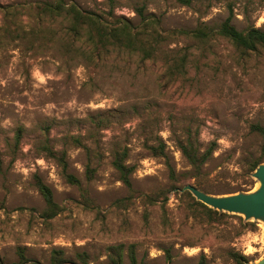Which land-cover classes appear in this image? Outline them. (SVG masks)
Returning a JSON list of instances; mask_svg holds the SVG:
<instances>
[{"label":"rangeland","instance_id":"1","mask_svg":"<svg viewBox=\"0 0 264 264\" xmlns=\"http://www.w3.org/2000/svg\"><path fill=\"white\" fill-rule=\"evenodd\" d=\"M17 1L40 0L0 4ZM70 1L99 13L113 8L115 15L133 21V9L143 5L166 29L201 22L216 26L232 10L237 29L264 30V0H191L188 5L177 0ZM4 18L0 13V24ZM170 47L188 54L187 71L161 87L156 66L141 71L108 60L93 67L65 61L25 40L0 44L3 263L16 261L21 247L36 264H49L51 250L61 247L71 260L74 252L85 251L89 264H111L105 248L121 242L137 243V258L144 264H166L164 248H170L174 264H197L202 254L208 264H232L225 258L231 248L250 261L264 256L263 221L226 212L222 224L199 223L188 215L189 199L172 187L169 177V167L179 180L189 169L179 143L191 139L202 149L215 143L200 177L209 194L251 191L258 185L250 164L260 155L261 136L250 125L264 127V50L245 54L219 36L207 43L178 37ZM73 135H81L88 149L72 145ZM46 143L53 153L44 148ZM160 143L165 156L149 148ZM122 148L126 162L136 167L133 187L161 201L167 194L164 213L160 203L142 197L126 207L114 205L128 194L111 165L112 152ZM62 150L65 166L58 159ZM87 167L93 169L91 178ZM67 174L79 185L70 183ZM35 175L60 207L52 218L42 216L46 205Z\"/></svg>","mask_w":264,"mask_h":264},{"label":"trees","instance_id":"2","mask_svg":"<svg viewBox=\"0 0 264 264\" xmlns=\"http://www.w3.org/2000/svg\"><path fill=\"white\" fill-rule=\"evenodd\" d=\"M181 4H190L191 0H177ZM135 21L123 15H115L113 8L101 13L80 7L70 0H40L37 2L17 1L10 4H0V13L5 20L0 24V44L6 41L25 40L32 46L41 50L51 49L60 55L65 61L82 62L85 65L99 67L106 65L108 60L122 63L123 66L134 65L135 69L144 71L147 65L156 66L159 71L158 79L161 87H167L179 78H184L189 61L186 52L170 47L178 37H186L198 43H207L219 36L227 39L237 50L250 54L264 50V30L250 26L246 29H237L232 23V10L230 14L218 25H210L201 22L192 28H164L161 18L153 12H147L143 5L133 9ZM29 18L28 22L23 17ZM251 130L257 131L261 136L260 155L250 164V171L264 161V127L258 124L250 125ZM71 144L75 147L88 149L81 140V135L70 136ZM215 143L202 149L196 140L187 139L179 143L182 156L186 159L189 169L183 172L182 180H179L172 167H169V177L172 187L180 190L185 184H193L199 189L210 193L203 186L200 177L202 168L210 159ZM44 148L53 153L48 143ZM157 155L165 156L164 144L158 148L149 146ZM65 151L62 150L58 157L65 166ZM127 150L116 149L112 152L111 165L118 174L119 180L127 188L128 194L114 201V205L126 207L136 198L142 197L147 203H160L164 213V205L168 199L164 195L162 201L159 196H153L139 192L133 187L131 175L136 167L126 162ZM93 169L86 168L88 178L92 177ZM70 183L79 185V180L72 174H67ZM35 187L45 201V209L42 211L44 218H52L60 211V207L54 201L50 187L35 175ZM162 190V189H161ZM164 190V189H163ZM166 190V189H165ZM243 189H237L236 191ZM189 201L186 204L188 215L195 221L204 225L222 224L229 215L218 211L202 202L194 199L188 190L180 193ZM147 219V212H144ZM163 226L170 223L165 215ZM250 223V222H247ZM193 245L185 242L183 245ZM137 243H117L106 246L105 254L109 263L144 264L137 258ZM165 263L174 264V257L170 248H164ZM225 258L232 264H246L250 259L243 253L234 249H227ZM17 260L0 264H36L29 259L21 247L17 248ZM49 264H89V256L85 251L74 252V260L66 256L61 247L53 248L50 252ZM197 264H208L204 254L200 256Z\"/></svg>","mask_w":264,"mask_h":264},{"label":"water","instance_id":"3","mask_svg":"<svg viewBox=\"0 0 264 264\" xmlns=\"http://www.w3.org/2000/svg\"><path fill=\"white\" fill-rule=\"evenodd\" d=\"M252 175L257 179L258 186L251 191L214 195L204 192L193 184H185L180 191L188 190L196 200L218 211L240 214L245 220L254 219L264 222V162L257 165ZM246 264H264V256Z\"/></svg>","mask_w":264,"mask_h":264},{"label":"bare ground","instance_id":"4","mask_svg":"<svg viewBox=\"0 0 264 264\" xmlns=\"http://www.w3.org/2000/svg\"><path fill=\"white\" fill-rule=\"evenodd\" d=\"M257 186H258V185H257ZM257 186H256V187H257ZM256 187H255V188H256Z\"/></svg>","mask_w":264,"mask_h":264}]
</instances>
